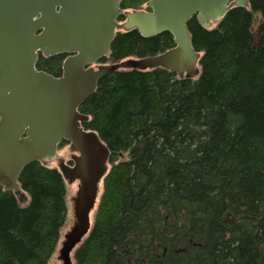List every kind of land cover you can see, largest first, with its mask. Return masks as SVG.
<instances>
[{"label":"trees","instance_id":"16d2710c","mask_svg":"<svg viewBox=\"0 0 264 264\" xmlns=\"http://www.w3.org/2000/svg\"><path fill=\"white\" fill-rule=\"evenodd\" d=\"M187 26L197 77L114 70L78 107L109 159L74 264H264V0ZM173 46L169 32L118 31L101 62ZM63 58L39 54L36 68L59 76ZM18 181L19 195L0 186V264H47L66 219L64 180L34 161Z\"/></svg>","mask_w":264,"mask_h":264},{"label":"water","instance_id":"95a60500","mask_svg":"<svg viewBox=\"0 0 264 264\" xmlns=\"http://www.w3.org/2000/svg\"><path fill=\"white\" fill-rule=\"evenodd\" d=\"M123 1L0 0V186L18 195L24 167L49 163L61 142L69 144L72 164L60 159L58 170L68 183L77 181V191L75 221L58 251L61 264H73L71 254L91 228L90 212L108 169L109 149L95 131L84 128L89 116L78 107L95 92L100 77L125 68L122 63L93 66L109 55L116 32L134 28L145 37L169 32L172 48L129 59L127 66L194 77L200 54L192 47L188 21L195 17L209 28L250 0H147L150 12L126 11L118 24ZM39 53L67 54L60 76L36 69Z\"/></svg>","mask_w":264,"mask_h":264},{"label":"rangeland","instance_id":"374dc122","mask_svg":"<svg viewBox=\"0 0 264 264\" xmlns=\"http://www.w3.org/2000/svg\"><path fill=\"white\" fill-rule=\"evenodd\" d=\"M258 13L255 14L254 17V23L253 26L254 28L257 26L258 24ZM121 24V23H119ZM129 59H133V60H137L134 57H129L127 59H123L121 61H119L118 63H122L124 64L125 68L129 67L127 65L130 64ZM115 63H110V62H106L104 64L102 63H97L95 65H93L94 67H97L99 65H107V64H116ZM198 69L199 66L197 65ZM74 152L72 150H70L69 145L65 144L62 145L61 147L58 148L57 153H56V158L52 161H50L49 163H47L48 166L50 167H55L58 169V162L60 159H62L64 161L65 164H67V161L71 160L73 158ZM65 203H66V219L65 222L62 226V228L60 229V233H59V239L55 248V251L53 252V254L50 256L47 264H61V260L59 259V249L61 247V241L63 240L64 234L71 228V226L73 225L74 221H75V217H74V201H75V197H76V191H77V181L68 183L67 181H65ZM99 193V192H98ZM20 203L23 204L25 203L24 198L20 199ZM93 210L90 212V219L92 222V216H93Z\"/></svg>","mask_w":264,"mask_h":264}]
</instances>
